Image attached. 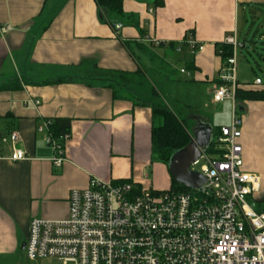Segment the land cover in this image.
<instances>
[{"label": "crops", "instance_id": "obj_1", "mask_svg": "<svg viewBox=\"0 0 264 264\" xmlns=\"http://www.w3.org/2000/svg\"><path fill=\"white\" fill-rule=\"evenodd\" d=\"M124 1L131 17L123 18L117 32L95 0H0V78H17L23 84L22 89L0 91V264H34L25 251L32 218H67L71 190L89 187L94 177L131 180L139 188L161 191L172 185L168 166L153 156L152 107L134 97H115L106 83L89 85L78 73L85 62L135 72L144 67L138 53L148 52L151 60L167 67L168 83L178 72L170 68L169 59L189 49L181 43L192 37L204 49L194 54L196 69L188 79L206 85L214 98L223 67L217 44L238 34L241 11L264 6V0H163L157 8L152 0ZM134 39L155 53L135 42L131 52L125 42ZM179 75L187 78L181 70ZM68 76L76 78L45 84ZM258 86L264 87L254 82L251 88ZM234 104L243 121V169L260 175L255 198L264 202V100L235 99ZM56 117L70 118L72 126L61 166L54 164L55 150L47 134L38 131L46 118ZM186 118L194 122L191 135L206 124L214 138L216 121L211 116L200 112ZM14 131L20 134L18 142L2 141ZM15 148L28 158L12 160Z\"/></svg>", "mask_w": 264, "mask_h": 264}, {"label": "built area", "instance_id": "obj_2", "mask_svg": "<svg viewBox=\"0 0 264 264\" xmlns=\"http://www.w3.org/2000/svg\"><path fill=\"white\" fill-rule=\"evenodd\" d=\"M6 28L9 25L6 24ZM123 23H116L117 32ZM147 41H152L148 39ZM157 45L161 42L156 41ZM226 44L233 55L219 73L214 101L235 102L240 41L237 32ZM195 54L204 45L187 39ZM180 52L181 49L178 48ZM181 73L187 78L192 72ZM256 84H263L258 77ZM38 106L40 100L32 99ZM231 122L221 126L212 151L202 150L191 169L205 175V183L191 191L140 188L131 180L92 178L89 187L72 189L65 219L33 217L25 244L28 260L53 258L63 264H264V210L256 206L261 177L243 169L242 117L233 105ZM50 122L38 131L47 134L61 166L65 145L53 138ZM19 132L2 137L18 142ZM213 140V139H212ZM15 148L11 159H27ZM252 201V202H251Z\"/></svg>", "mask_w": 264, "mask_h": 264}, {"label": "trees", "instance_id": "obj_3", "mask_svg": "<svg viewBox=\"0 0 264 264\" xmlns=\"http://www.w3.org/2000/svg\"><path fill=\"white\" fill-rule=\"evenodd\" d=\"M95 1L99 5L104 19L113 27H115V24L118 22L122 23L123 18L131 17L127 16L125 12L124 0ZM151 3L155 8L164 5L163 0H152ZM250 7L251 9H253V12L258 10H264L263 5H250ZM134 42L137 47L155 53L153 49L148 47V45L139 43V41L135 39L131 42H125L131 52H133L131 43L133 44ZM163 44L166 43L161 42V46ZM181 44L184 47H187V40H184V42H182ZM169 45H171L173 48H177L176 42H171ZM217 47V53L221 56V60L224 66L228 58L233 55V45L222 42L217 44ZM83 65L84 66L78 70V73L80 74L79 78L85 80L89 85H93L96 83H106L108 87H111L114 90L115 97L125 96L132 98V96L128 95L127 92H131L137 89L138 87L141 88L143 86L142 84L144 80H146L145 70L142 66L139 67L138 70H136L135 72H130L104 68L95 62H85ZM186 69H188L189 71L191 70V72H194V70L196 69L194 60L186 62ZM169 71L172 70L170 69ZM74 78H76V76L60 77L54 80H47L45 81V84L72 82ZM218 82L221 83L219 77ZM261 85L264 86V82ZM252 86L254 87V83L237 84L236 100H264V87L258 86L257 88H251ZM22 87L23 84L21 83L20 79L14 78L9 80H2L0 78V91L18 90L22 89ZM139 101H142L141 104L151 106L153 110V156L168 166L172 155L179 149H182L187 146L191 140V134L187 129V121L185 119L179 118V116L174 112V110L165 102L162 96L158 93V89H156L155 87L151 88L150 100L146 101L143 98ZM45 120H49L50 122L49 131L52 134L53 138L65 145L64 137L67 135L71 137V119L65 117H56L46 118ZM159 120H161V124L158 123ZM219 133L220 127L218 130L217 128L215 129L214 135L217 134L218 136ZM215 143L216 142L212 140L206 150L208 152H211ZM171 189L186 192L191 191L184 185L177 182L174 178H172Z\"/></svg>", "mask_w": 264, "mask_h": 264}, {"label": "rangeland", "instance_id": "obj_4", "mask_svg": "<svg viewBox=\"0 0 264 264\" xmlns=\"http://www.w3.org/2000/svg\"><path fill=\"white\" fill-rule=\"evenodd\" d=\"M256 13V14H254ZM240 44L238 50L237 76L243 83H254L260 77L264 80V10L254 11L249 6L247 13L241 11L239 17V32L237 34ZM157 52L162 50L157 49ZM137 59L142 61L146 80L141 88L127 92L137 99L148 101L151 99V88L158 89V93L165 102L174 110L179 118L187 120V129L192 128L194 122L186 118L191 114L205 113L216 121L214 127L230 124L232 117L233 101L223 100L215 102L214 98L208 95L206 85L197 83L196 80L180 77L179 72L186 68V62L194 60V53L184 49L182 53H173L169 59L170 68L176 69L177 75L168 83L164 81L167 74V67L159 60L152 59L148 52H139ZM191 71V70H190ZM184 104V105H183ZM161 124V120L158 121ZM190 133V132H189ZM217 134L213 140L216 142ZM172 177L170 171L167 172ZM173 178V177H172ZM172 180V179H171ZM171 188V186H170ZM169 188V189H170ZM252 202V201H251ZM257 208L264 209V202H256ZM34 264H63L53 258L38 259Z\"/></svg>", "mask_w": 264, "mask_h": 264}, {"label": "water", "instance_id": "obj_5", "mask_svg": "<svg viewBox=\"0 0 264 264\" xmlns=\"http://www.w3.org/2000/svg\"><path fill=\"white\" fill-rule=\"evenodd\" d=\"M202 134L205 135L204 138ZM212 135V128L201 124L191 135L189 144L176 151L169 161L168 168L172 177L188 189H197L205 183V175L192 170L191 164L201 156L202 150L210 145Z\"/></svg>", "mask_w": 264, "mask_h": 264}]
</instances>
